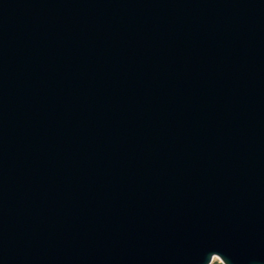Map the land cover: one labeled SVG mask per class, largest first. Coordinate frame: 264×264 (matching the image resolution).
<instances>
[{
    "label": "water",
    "instance_id": "1",
    "mask_svg": "<svg viewBox=\"0 0 264 264\" xmlns=\"http://www.w3.org/2000/svg\"><path fill=\"white\" fill-rule=\"evenodd\" d=\"M264 264V0H0V264Z\"/></svg>",
    "mask_w": 264,
    "mask_h": 264
},
{
    "label": "rangeland",
    "instance_id": "2",
    "mask_svg": "<svg viewBox=\"0 0 264 264\" xmlns=\"http://www.w3.org/2000/svg\"><path fill=\"white\" fill-rule=\"evenodd\" d=\"M211 264H221L218 258H214Z\"/></svg>",
    "mask_w": 264,
    "mask_h": 264
}]
</instances>
